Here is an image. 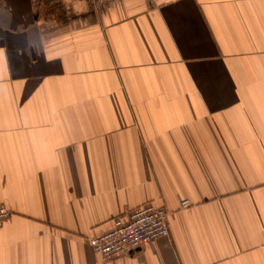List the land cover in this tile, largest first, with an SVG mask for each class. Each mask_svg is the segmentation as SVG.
<instances>
[{"label": "crops", "instance_id": "crops-1", "mask_svg": "<svg viewBox=\"0 0 264 264\" xmlns=\"http://www.w3.org/2000/svg\"><path fill=\"white\" fill-rule=\"evenodd\" d=\"M0 205V264H264V0H0Z\"/></svg>", "mask_w": 264, "mask_h": 264}, {"label": "built area", "instance_id": "built-area-1", "mask_svg": "<svg viewBox=\"0 0 264 264\" xmlns=\"http://www.w3.org/2000/svg\"><path fill=\"white\" fill-rule=\"evenodd\" d=\"M187 200L181 202L188 207ZM11 211L0 205V224L10 217ZM168 210L163 206L144 203L137 208L124 212L113 219V227L106 233L88 238L92 249L102 262L123 257L133 249L142 247L158 238H167Z\"/></svg>", "mask_w": 264, "mask_h": 264}]
</instances>
